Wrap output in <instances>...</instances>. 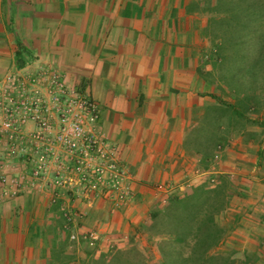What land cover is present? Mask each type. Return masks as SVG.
I'll return each mask as SVG.
<instances>
[{
    "label": "crops",
    "instance_id": "crops-1",
    "mask_svg": "<svg viewBox=\"0 0 264 264\" xmlns=\"http://www.w3.org/2000/svg\"><path fill=\"white\" fill-rule=\"evenodd\" d=\"M190 1L0 0V75L48 62L89 93L100 105L99 126L142 191L140 179L171 174L165 156L177 150L175 136L211 104L196 49L207 21L185 13ZM20 44L37 57L23 68L15 65ZM52 200L23 193L0 203V264H98L112 248L124 251L127 242L107 239L123 219L112 218L108 204H78L86 217H101L93 225L102 239L90 246L69 239Z\"/></svg>",
    "mask_w": 264,
    "mask_h": 264
},
{
    "label": "rangeland",
    "instance_id": "rangeland-1",
    "mask_svg": "<svg viewBox=\"0 0 264 264\" xmlns=\"http://www.w3.org/2000/svg\"><path fill=\"white\" fill-rule=\"evenodd\" d=\"M189 3L191 6L185 9V13L195 16L198 23L207 21L205 36L202 41L199 40V47L196 49H203V62L200 60L199 70L209 85L205 93L211 104L207 109L206 106L195 109L188 131L182 136H175L179 144L176 146L177 150L169 151L171 153H166L165 156L166 160L172 161H167L170 163L171 174L153 181L140 179L143 182L138 181V184L144 186L142 191H138L139 187L135 188V173L121 158L117 145L104 134L98 120L95 126L104 135L105 140L114 145L113 153L116 150L117 164L124 172V181L120 180L116 188H106L105 195L108 196L97 197L92 203L104 202L110 207V213L114 215L112 218L118 215L123 217L122 221L114 222L115 228L107 239L112 240L113 244L119 241L127 242L124 251L114 247L111 249V257H103L98 264H108V259L116 255H119L122 264H264V89L261 88L258 95V111L251 112L248 120L238 121L230 117V112H226L220 119L215 107H226L225 102L233 103L235 96L223 88L225 83L220 81L219 77L226 72L227 65L215 64L214 46L215 39L224 33L229 36L241 33L246 39L236 48L245 56L242 65L248 70L254 67L260 50L258 39L264 37V0H191ZM233 13H241L249 27L242 31H229L220 23L224 17L229 18ZM226 51L234 53L231 48ZM35 58L37 57L32 54L29 63ZM42 63L50 65L48 62ZM263 65L262 63L260 66ZM7 70L0 78L12 72L10 67ZM260 73L259 71V77L262 76ZM262 86L264 87V84ZM211 94H216L217 99ZM204 112H209V119H205ZM203 143L220 145L208 162L204 160L203 150L206 146ZM3 145L5 143L0 140V161L9 166L6 169L14 173L26 172L27 175H32V162L39 156L8 152L2 148ZM223 179H226L231 194L229 204L217 213L216 217L217 223L225 231L223 239L210 251L211 257L206 262L189 260L194 249V240L189 238L185 242H179L161 228L166 227L165 223L161 224L163 219L155 220L153 217L158 211L167 208L174 192H185L195 187H203L205 191L210 192ZM34 182L35 184L31 182L27 194L52 198L51 188H45L37 180ZM61 193L52 200V208L60 207L61 204L68 209H80V202L90 201L76 195L74 190ZM80 211L82 215L77 217L78 229L95 230L96 225L93 224L101 217H86L81 209ZM55 212L61 216L58 208ZM96 229L101 230L99 226ZM86 253L83 249V254ZM113 264H116V261Z\"/></svg>",
    "mask_w": 264,
    "mask_h": 264
},
{
    "label": "built area",
    "instance_id": "built-area-1",
    "mask_svg": "<svg viewBox=\"0 0 264 264\" xmlns=\"http://www.w3.org/2000/svg\"><path fill=\"white\" fill-rule=\"evenodd\" d=\"M99 118V103L70 85L50 65L38 64L0 78L2 148L39 156L32 162L30 176L14 173L0 161V203L27 193L34 180L52 189L53 200L66 190H74L89 202L108 196L105 189L123 182L124 172L117 164L114 145L95 126ZM59 206L63 228L71 241H85L90 246L101 241V230L78 229L80 209Z\"/></svg>",
    "mask_w": 264,
    "mask_h": 264
},
{
    "label": "trees",
    "instance_id": "trees-1",
    "mask_svg": "<svg viewBox=\"0 0 264 264\" xmlns=\"http://www.w3.org/2000/svg\"><path fill=\"white\" fill-rule=\"evenodd\" d=\"M226 18L224 17L220 23L229 31L232 29L242 31L249 27V23L244 20L241 13H233L229 18ZM226 34L215 39V64L227 65L226 72H223L219 78L225 83L223 88L231 91L235 96V101L233 103L225 102L227 106L225 105L224 108H215L220 119L226 112H230V117L236 118L238 121L248 120L251 112L258 111V95L261 88L264 89L262 86L264 84V65L260 66L262 63L264 64V37L258 39L260 40V46L258 45L260 50L257 63L248 70L242 65V59L245 56L236 48L245 42V36L241 33L231 36ZM227 48H231L234 53L230 54L226 51ZM29 59H32L31 51L20 44L15 54V65L18 68H23ZM258 66L259 68H257ZM259 71L261 77L258 75ZM211 96L215 99L218 97L216 94H211ZM203 145L206 146V149L203 150L204 160L208 162L220 145L219 143L213 145L203 143ZM229 192L226 179L221 180L217 187L210 192L205 191L203 187H195L185 192H174L170 196L167 208L155 213L153 218L155 220L163 219L161 224L165 223L166 227L161 225L163 226L161 228L179 242H185L192 238L194 249L189 260H204L206 262L211 257L210 251L220 244L225 234L223 227L217 223L216 217L217 213L229 204L231 200ZM203 196L204 198H202ZM57 208L54 207V210ZM57 220L56 223L60 226L63 225V221ZM114 261L116 264H122L119 255L113 256L112 261L108 264H113Z\"/></svg>",
    "mask_w": 264,
    "mask_h": 264
}]
</instances>
